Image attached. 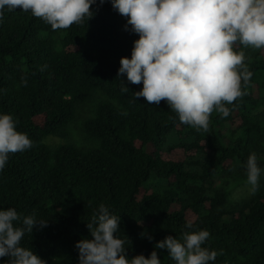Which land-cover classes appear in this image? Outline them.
Returning a JSON list of instances; mask_svg holds the SVG:
<instances>
[{"label": "trees", "instance_id": "1", "mask_svg": "<svg viewBox=\"0 0 264 264\" xmlns=\"http://www.w3.org/2000/svg\"><path fill=\"white\" fill-rule=\"evenodd\" d=\"M90 11L89 20L53 30L30 11L4 9L0 114L13 117L32 147L9 153L0 210L48 222L26 233L21 246L46 264H79L75 245L92 239L87 224L103 204L121 217L116 236L129 259L149 257L169 235L207 230L202 246L217 252L214 264H264V173L239 201L227 188L247 180L250 154L264 169V49L237 42L253 73L242 82L246 95L225 105L228 117L214 110L208 129H197L181 124L166 101L135 100L143 84L117 73L139 35L126 30L128 18L111 0H97ZM96 94L102 99L83 122L94 145L80 148L67 141L69 126ZM50 137L65 143L47 144ZM156 251L161 264H175L167 250Z\"/></svg>", "mask_w": 264, "mask_h": 264}, {"label": "clouds", "instance_id": "2", "mask_svg": "<svg viewBox=\"0 0 264 264\" xmlns=\"http://www.w3.org/2000/svg\"><path fill=\"white\" fill-rule=\"evenodd\" d=\"M97 0H0V23L4 9L31 12L53 30L66 29L94 15L90 7ZM103 4L104 0H100ZM113 9L127 17V26L138 34L131 59L121 58L118 76L131 84H143L135 100L143 97L159 105L166 101L181 124L207 130L213 111L230 115L226 104L246 95L253 73L245 64L244 47L264 49V0H111ZM32 147L26 133L16 130L11 115L0 114V171L9 153ZM247 183L255 192L264 169L255 153L247 159ZM120 216L101 204L87 224L92 239H82L75 247L79 264H161L157 249H165L175 264H214L217 252L202 245L207 230L171 235L155 244L149 257L127 256L126 241L117 237ZM34 214L21 216L14 208L0 210V258L5 264H46L32 249L21 246L26 233L47 226ZM20 225V226H18ZM185 227L192 229L188 222Z\"/></svg>", "mask_w": 264, "mask_h": 264}, {"label": "rangeland", "instance_id": "3", "mask_svg": "<svg viewBox=\"0 0 264 264\" xmlns=\"http://www.w3.org/2000/svg\"><path fill=\"white\" fill-rule=\"evenodd\" d=\"M101 99L102 96L96 94L89 101L79 106L76 111L75 119L69 126L68 142H71L80 148H89L94 145V142L90 140L83 131V122L85 119L93 116L95 105L97 101ZM46 143L50 145H58L65 143V141L60 138L50 137L46 140ZM227 188L232 202H236L249 193L250 185L247 183V180H241L230 184Z\"/></svg>", "mask_w": 264, "mask_h": 264}]
</instances>
